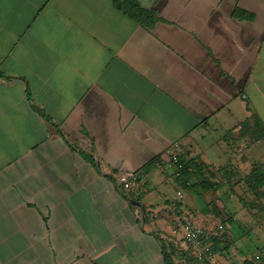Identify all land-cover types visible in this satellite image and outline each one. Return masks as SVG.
<instances>
[{
	"label": "crops",
	"instance_id": "obj_1",
	"mask_svg": "<svg viewBox=\"0 0 264 264\" xmlns=\"http://www.w3.org/2000/svg\"><path fill=\"white\" fill-rule=\"evenodd\" d=\"M136 2L150 25L114 0H0V264H165L161 239L188 248L157 222L178 199L197 225L221 221L211 200L234 235L247 222L227 208L243 190L181 187L166 150L211 170L264 163V0Z\"/></svg>",
	"mask_w": 264,
	"mask_h": 264
},
{
	"label": "trees",
	"instance_id": "obj_2",
	"mask_svg": "<svg viewBox=\"0 0 264 264\" xmlns=\"http://www.w3.org/2000/svg\"><path fill=\"white\" fill-rule=\"evenodd\" d=\"M114 1L116 6L120 10H122L126 15L135 19L138 22H141L145 25H150L151 22L155 19L153 13L150 10L142 7L138 2H136V0ZM56 127L57 129H59L58 125ZM262 136H264V130L263 128H260L259 137ZM182 160L185 163V167L182 170L181 176L177 178L181 187L191 188L198 186L205 190L211 189L213 191H216L224 185H229L233 191L232 193H234L235 186H238L240 190H243L239 197V201L241 202V204L245 208H247V205L249 203L247 202V200H245V195H251L252 197H254V205L252 207H257L259 208L258 210L261 211V213L263 212L262 210H264V205L261 199L264 197V163H254L250 172L247 174H243L239 169H236L235 167L211 170V168L205 163H203L201 160L192 159L190 161H186L183 158ZM193 169L199 172L201 176L193 184H188V182H190ZM220 171L223 172L222 177L224 181H220L217 177V173H219ZM127 197L129 199H135L137 201H140L138 197L132 196V193L131 195L129 194ZM217 203L218 200H211V202L207 204V207H209V205L212 206V211L217 213L216 215L221 218V221L225 227L224 231L220 234V236L216 237L213 240V247L215 250L222 249V247L226 248L228 247L229 242H235V240L237 239H234V230L232 229V225L236 224L233 219L232 213H229L228 211H221ZM256 203H259V205H257ZM176 207H181L180 199L176 201ZM147 212L148 215L147 213L145 214V217L147 219L148 217H153L156 214V211L154 210H148ZM184 213L185 212L181 210V212L177 215L179 216ZM188 215L190 216V214ZM254 215L255 217L259 216V214L256 213ZM243 235L244 233L242 234V236ZM161 250L165 264H198L197 259L191 253V249L189 247L183 249L181 246L177 245L174 240H170L168 238L161 239ZM254 256L255 254L246 256V258L240 264H258Z\"/></svg>",
	"mask_w": 264,
	"mask_h": 264
},
{
	"label": "built area",
	"instance_id": "obj_3",
	"mask_svg": "<svg viewBox=\"0 0 264 264\" xmlns=\"http://www.w3.org/2000/svg\"><path fill=\"white\" fill-rule=\"evenodd\" d=\"M166 153L169 155L171 162L175 165V177H180L185 163L179 152V144L176 142L173 143L167 148ZM144 179L145 172L143 169L132 170L120 175L119 184L126 191H132L139 183H142ZM179 197H182L181 192H179ZM180 212L181 210L176 208V213L178 214ZM178 218L183 229L184 242L191 249V253L197 259L198 264H213L215 260L213 240L224 231L225 227L222 221L214 226L204 227L197 225L193 218L187 213L179 215ZM254 258L258 264H264V255L262 252H257ZM240 263H242V261L236 264Z\"/></svg>",
	"mask_w": 264,
	"mask_h": 264
},
{
	"label": "rangeland",
	"instance_id": "obj_4",
	"mask_svg": "<svg viewBox=\"0 0 264 264\" xmlns=\"http://www.w3.org/2000/svg\"><path fill=\"white\" fill-rule=\"evenodd\" d=\"M247 202L249 203L247 205V212L246 215V223H240L239 232L237 235H234L235 242H229L228 247L220 249V251H224L225 255H229L230 258H232L234 255H243L242 253H247V255L256 254L257 252H262L264 255V223L261 225H258L256 221H254V225L256 228H254L252 225H250V221L252 222L255 220L254 214L261 213L257 207H252L254 205L253 198L251 195H245ZM201 197H199L193 190H190L186 193V201L189 203V205L193 208L201 209L202 207H205ZM225 201V200H224ZM238 199H231L228 201L227 208L231 206L233 210H235L238 206H240ZM221 205V203H219ZM259 205V203H256ZM261 209V207H260ZM264 212V210H262ZM169 210H164L163 213L166 214V217H160L157 219V222H162L167 225H169V228L172 227L173 222H177V226L179 228L177 229V236L181 237L183 233V229L181 226V223L179 222L178 217L176 216H170ZM262 212V213H263ZM226 214V213H225ZM240 221V220H239ZM244 235L242 236V234ZM184 234V233H183ZM241 237V238H240ZM219 251L215 252V258L219 255ZM235 257V256H234ZM225 264H231L229 262H226Z\"/></svg>",
	"mask_w": 264,
	"mask_h": 264
},
{
	"label": "water",
	"instance_id": "obj_5",
	"mask_svg": "<svg viewBox=\"0 0 264 264\" xmlns=\"http://www.w3.org/2000/svg\"><path fill=\"white\" fill-rule=\"evenodd\" d=\"M134 203H137V204H139V202H137V201H134Z\"/></svg>",
	"mask_w": 264,
	"mask_h": 264
}]
</instances>
